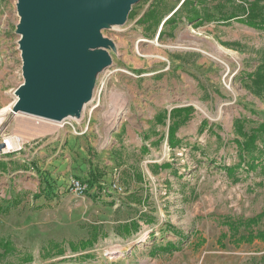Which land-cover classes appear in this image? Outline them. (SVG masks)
Returning a JSON list of instances; mask_svg holds the SVG:
<instances>
[{
    "label": "rangeland",
    "instance_id": "obj_1",
    "mask_svg": "<svg viewBox=\"0 0 264 264\" xmlns=\"http://www.w3.org/2000/svg\"><path fill=\"white\" fill-rule=\"evenodd\" d=\"M184 1L140 0L124 24H103L109 61L86 108L65 124L41 119L52 132L29 137L20 121L38 118L15 112L25 83L18 0H0V112L11 107L0 114V143L9 138L17 149L0 154V207L9 210L0 211V238L19 251L0 264H26L24 254L32 256L28 264H263L264 242L237 244L224 222L264 211V169L248 170L234 142L237 123L247 133L264 123V94L245 76L264 64V32L216 21L196 27L187 9L163 26ZM219 1L207 2L216 16ZM186 107L192 111L173 147L170 113ZM19 137L25 140L16 144ZM263 143L264 136L260 149ZM90 172L102 176L99 201L75 190ZM45 173L56 196L35 199ZM131 221L139 232L122 236L118 226ZM93 227L101 229L96 245L73 252L69 244L87 240ZM50 242L65 253L45 256ZM169 242L182 250L154 252Z\"/></svg>",
    "mask_w": 264,
    "mask_h": 264
},
{
    "label": "water",
    "instance_id": "obj_2",
    "mask_svg": "<svg viewBox=\"0 0 264 264\" xmlns=\"http://www.w3.org/2000/svg\"><path fill=\"white\" fill-rule=\"evenodd\" d=\"M139 1L18 0L25 83L17 90L15 112L55 121L79 117L95 77L87 53L106 42L99 28L124 24ZM107 61L99 60L101 70ZM66 102L74 111H63ZM4 148L0 143V154Z\"/></svg>",
    "mask_w": 264,
    "mask_h": 264
},
{
    "label": "trees",
    "instance_id": "obj_3",
    "mask_svg": "<svg viewBox=\"0 0 264 264\" xmlns=\"http://www.w3.org/2000/svg\"><path fill=\"white\" fill-rule=\"evenodd\" d=\"M262 1L263 0H220L215 6V9L218 10V15L216 16L210 13V10L207 5L208 0H185L179 9L163 22V26H166L170 23L176 24L178 21L180 22L181 13L184 11V9H187L186 20L189 23H194V26L196 27L202 26L206 22L216 21L226 26L232 24H240L251 29L264 32V5L261 4ZM228 6L230 7V9L226 10ZM199 7L203 8L204 11L201 12L198 9ZM152 10L153 9H151L150 11ZM245 76L247 79L251 80V87L253 90H255L257 94H264V64L258 66L254 72L248 73ZM191 111L192 109L190 107L176 108L171 111L169 142L173 147H175L178 143V141L176 140V133L179 128L183 124H185V122L187 121V114H190ZM159 120L163 122V119L160 118ZM236 126L238 128L237 133L239 134L241 139H235L234 142L240 152V158L243 162H245L248 170L254 172H256L259 168L263 170L264 146L262 147V149H260L257 145V142L261 140L264 136V123L260 124L257 128L252 129L250 133L245 132L243 130V127L239 126V123H237ZM142 150L148 151L147 147H143ZM255 151L258 152V155H254ZM247 156H250L248 161L245 160ZM170 167L171 166L169 164H164L161 166V168L165 169H168ZM32 168L37 172L38 175L43 176V173L38 169V167L32 165ZM225 170L227 171V174H235V172H237V169L233 168H225ZM49 179L50 176L45 173L46 186L41 189L38 195L34 197L35 199L45 197L47 200H51L53 197L56 196V189L52 184L53 181L49 182ZM101 179L102 176L97 174L96 172H90L89 178L86 181L78 179L81 184L87 185L88 188L84 194L93 201L101 200L102 193L105 190L101 186ZM18 204L19 202H15V206ZM0 211L3 214H7L9 210H2L0 207ZM263 220L264 211L253 218L247 219L246 221L233 222L231 220H226L224 224H226L230 229L231 240H233L237 244L253 243L255 240L264 242V229H257V227L260 226ZM243 227L247 230V234L245 235L239 234L240 229ZM170 228L176 231V229L172 226H170ZM117 229L119 230V233L122 236H130L132 232H139L140 225L137 221H131L119 225ZM173 233L176 236L180 235L178 231ZM100 236L101 229L98 227H93L87 240H82L78 244L71 243L69 244V247L75 253L79 251H86L96 245ZM225 237L226 235H223L222 238ZM180 250H182V244L169 242L164 246L155 247L154 252L174 253ZM0 251V260L5 259L8 256L17 255L19 252L14 243L8 238H0ZM43 252L45 256L49 257L54 255H63L65 253V250L62 249L59 244L50 242L48 244V248L44 249ZM21 257L22 261L26 264L32 261V256L29 254H24Z\"/></svg>",
    "mask_w": 264,
    "mask_h": 264
},
{
    "label": "bare ground",
    "instance_id": "obj_4",
    "mask_svg": "<svg viewBox=\"0 0 264 264\" xmlns=\"http://www.w3.org/2000/svg\"><path fill=\"white\" fill-rule=\"evenodd\" d=\"M103 47H104V49L97 50V51L93 50L92 52L87 53L88 54L87 55L88 60L91 62V64L96 65L95 66V76L97 75V73L99 71H101V66H100L99 60L101 58H105V57L107 58V56H108V52L105 49L106 46H103ZM89 100H90V98H89V94H88V97L83 104V110L86 108ZM71 104H72L71 102H66L65 107L63 108V111L64 112L74 111V109L72 107H70V106H72ZM10 109H11V107H9V108L7 107V109L1 111L0 114L3 115L4 113H6ZM17 114L18 115H29V116H32L34 118H38L39 121H34V122H29L28 120H21L20 121L21 128L24 130V131H22V132H24L23 134L27 133V135H29V137H41V136H44V135L52 132V130H53V128H46L44 125H42L40 120L43 119V120H48V121H52V122H54L55 120H50V119L42 118L39 116H34L33 114H25V113H17ZM69 116H72V117L74 116V118H79L73 114H70L67 117H69ZM30 119H32V118H30ZM21 136H23V135H21ZM24 140H25V138H23V137L14 138V141L16 144H18L19 142H22Z\"/></svg>",
    "mask_w": 264,
    "mask_h": 264
},
{
    "label": "built area",
    "instance_id": "obj_5",
    "mask_svg": "<svg viewBox=\"0 0 264 264\" xmlns=\"http://www.w3.org/2000/svg\"><path fill=\"white\" fill-rule=\"evenodd\" d=\"M67 121V118H64L63 120L61 121H56V122H60V123H66ZM3 143L5 145V148H4V152H14L16 151L17 149H15V147H13L12 145V141L9 139V138H4L3 139ZM75 186V190L76 191H79L80 193H85L86 190H87V186L85 184H81L79 181L77 183L74 184Z\"/></svg>",
    "mask_w": 264,
    "mask_h": 264
}]
</instances>
